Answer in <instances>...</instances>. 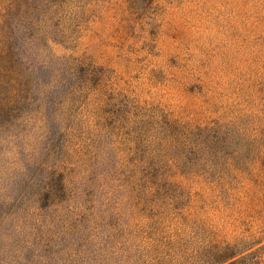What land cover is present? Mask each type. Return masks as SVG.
<instances>
[{
    "label": "rangeland",
    "instance_id": "374dc122",
    "mask_svg": "<svg viewBox=\"0 0 264 264\" xmlns=\"http://www.w3.org/2000/svg\"><path fill=\"white\" fill-rule=\"evenodd\" d=\"M87 1L75 34L43 26L47 45L17 39L0 67V264L78 245L86 199L127 197L117 168L164 172L160 235L186 226L178 214L203 254L264 244V0Z\"/></svg>",
    "mask_w": 264,
    "mask_h": 264
},
{
    "label": "trees",
    "instance_id": "16d2710c",
    "mask_svg": "<svg viewBox=\"0 0 264 264\" xmlns=\"http://www.w3.org/2000/svg\"><path fill=\"white\" fill-rule=\"evenodd\" d=\"M125 1L130 6L140 3L149 7L154 0ZM29 3L22 5L20 0H0V67H4L12 51L20 49L17 39L34 41L40 38L44 46L47 45L49 37L45 35L43 26L54 25L62 38L75 34L89 5L87 0H30ZM68 20L73 22L71 31L64 27ZM174 125L165 122L164 131H172ZM180 136L184 134L180 133ZM233 150L228 157L230 171L234 155L240 154V151ZM118 169L121 168H117L114 178L118 181V188L125 189L127 197L123 198L124 194L120 192L117 201L95 205L92 197L86 199L88 206L82 217L85 226L81 241L74 247H49L44 255L45 261L40 264H264V244L254 235L237 239L233 244H214L215 239L209 240L210 250L203 254L201 249L206 240H197L195 234L187 230L188 226L196 224V220L179 217L178 214L173 217L178 218L177 221L182 220V225L186 226L178 228L173 235H160L156 227L148 225V221L155 219L153 224L157 226L166 222L170 215L161 211L165 204L175 210L167 197H157L158 189L163 187L164 172L158 167L139 169V172L130 169V172L119 170L118 173ZM245 171L253 176L248 168L240 172ZM261 173H264V163L260 173L254 174L256 185L264 193V178L260 181L264 176ZM228 190L229 186L225 184V191ZM88 194L91 196V192ZM123 206L128 207V216L121 211ZM98 209L102 212L98 213ZM89 214L95 219H89ZM54 259L56 261H52Z\"/></svg>",
    "mask_w": 264,
    "mask_h": 264
}]
</instances>
